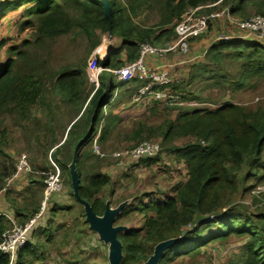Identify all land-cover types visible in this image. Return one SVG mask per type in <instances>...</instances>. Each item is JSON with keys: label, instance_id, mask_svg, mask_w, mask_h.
<instances>
[{"label": "trees", "instance_id": "1", "mask_svg": "<svg viewBox=\"0 0 264 264\" xmlns=\"http://www.w3.org/2000/svg\"><path fill=\"white\" fill-rule=\"evenodd\" d=\"M219 1L3 0L0 3V20L10 11L30 5L24 9L26 20L20 25L19 31L22 34L26 29H32L33 32L31 39L22 40L18 46H10L6 51V61L0 64V148L3 147L7 135V129L3 126L4 116L15 117L20 122L33 120L31 108L41 101L48 114L49 109L56 107L52 102H45L49 97H58L66 105L81 102L78 114H81L79 119H82L84 130L71 146L68 164L55 161L63 173L64 170L68 171L76 144L82 142L75 156L79 197L89 204L96 216L101 217L106 201L99 199L98 195L109 185V177L101 174L102 169L95 173L99 159L94 153L80 151L98 130L97 142L102 145L118 128L121 118L117 113L114 114L113 109L106 110V107L111 109L119 102V99L110 102L116 90L122 94L133 85L132 92H135L146 81L135 78L131 83L120 86L114 81L112 74L103 71L105 74L100 73L97 81L92 80L91 89L82 100L80 93L85 89L86 75L78 70L49 71L39 50L43 43L69 34L74 27L81 30L79 33L91 42L90 48L94 50L99 45V40L93 36L99 31L100 39L109 41L110 48L105 54L107 56L96 60L95 67L119 70L138 59L141 44L149 43L156 47L172 42L175 39L174 22L188 9ZM153 3L157 5V24L144 27L135 23L133 17ZM69 9L74 11L76 18L70 17L67 13ZM213 10L215 9L206 12ZM249 11L264 17V0H234L230 6V13L244 20L249 18ZM203 61L191 65L184 86L173 87L182 102L201 100L186 91L189 87H195V83L201 84L198 79L208 82L201 91L216 87L222 91L231 90L232 93L242 88H251L257 82L264 83L262 43L236 39L214 42L208 47ZM226 61L238 64L236 74L222 76L226 71ZM83 66L87 67L86 64ZM86 71L89 73L88 67ZM47 83L52 85L51 95L46 90ZM184 92L187 93L183 96ZM119 96L118 93V98ZM164 109L178 110L170 106H165ZM152 111L157 110L153 108ZM51 113L54 114L53 111ZM75 123L69 130L68 140L74 136L72 127ZM132 131L131 136L125 135L133 142L153 137L161 138L162 142L187 140L181 147H166L185 167L186 178L177 187L174 197L162 202L139 203L133 210L126 208L121 213L118 219L122 220L136 211L143 216V224L139 229L117 235L122 251L120 264H144L156 246L168 241L174 243L163 251L158 264H173L179 260L180 263H195L204 247L216 242H226L233 237L245 239V242L238 258L227 264H264V210L244 213L235 208L231 201V196L240 189L238 179L243 176V167L247 169L244 181L251 177H255L258 182L264 179V163H260L264 151V107L258 105L255 109L248 110L242 106L223 103L212 111L180 112L174 122L165 120L158 133L143 123H134ZM155 158L136 162L145 161L147 165H154L156 162L151 160ZM4 170L5 167L0 164V181L4 177ZM67 177L70 180L68 173ZM70 195L73 197L72 188ZM82 220L88 231L83 211L78 222ZM10 227L0 217V238ZM27 253L33 251L29 249ZM0 264H9L8 258L2 254Z\"/></svg>", "mask_w": 264, "mask_h": 264}, {"label": "rangeland", "instance_id": "2", "mask_svg": "<svg viewBox=\"0 0 264 264\" xmlns=\"http://www.w3.org/2000/svg\"><path fill=\"white\" fill-rule=\"evenodd\" d=\"M2 1L3 0H0V3ZM233 1L234 0L222 1L216 7L230 11V6ZM29 7V4L23 5L14 11H10L5 15L4 19L2 18L0 20V64H3L6 61L8 57L6 51L11 44L13 46H18L22 40L31 39L33 32L32 29H26V32L22 34L19 31L20 25L26 20L23 15L24 9ZM156 9L157 5L155 3L150 4L149 7H146V9L140 11L137 16L133 17L134 22L144 27L156 25L158 22V12ZM67 13L70 14V17L76 18V14L71 9L67 10ZM247 15L250 19L256 17L264 18L251 11H249ZM215 20H219L218 22L222 23H224L223 21H226L227 24L224 23V27L220 28L221 31L219 28H215L212 25L209 26L208 31H212L216 34L210 41L209 46L214 42L224 41V38H228L242 30L232 21H243L244 19L235 15L231 16L230 13L228 17L222 16ZM174 23H176V21ZM79 32H81V30L74 27L69 34L61 36L54 41L43 43L39 51L41 52L42 60L46 62V68L49 71L60 72L62 70H78L82 71L83 75H86L87 81L85 89L80 93V99L83 100L88 90L91 89L90 86L92 85V80H97L100 73L105 72L106 74H111L109 72L112 69L106 70L105 68L95 67L96 60H100L101 57L103 58L104 55L107 54L108 49L110 48L109 41L106 39H100L98 31L97 35H94L93 38L99 40V45L96 49L92 50L90 48L91 42ZM254 33L259 36V32ZM252 37L256 39L261 38L256 36ZM262 39L264 40V37L261 38V40ZM83 64L87 65L90 74L86 71L87 67L85 66V68ZM225 66L226 71L222 75L223 77L236 74L238 64L226 61ZM113 79L114 81L116 80L115 77ZM186 79H188V77ZM198 80L202 83H195V87H189L186 91L189 94L192 93L193 96L200 97L201 100L187 102L190 104H197L199 107L191 108L177 106L176 108H178V110L165 111L161 104H156L154 109L157 111L153 112L151 108L152 104H149L145 109L143 106L138 107V103L131 106V97L134 93L132 92L133 85H130L125 93L121 94V91H119V102L116 103L113 108L108 109V107H106V110L113 109L114 113L119 114L121 122L118 125V128L112 132L110 135L111 137L104 144L99 145L97 141L95 143L91 141L90 149L97 158L99 156L95 153V147L100 154L105 155L104 158H98L99 161L95 166V173H98L102 169V171H100L102 172L101 174L109 177V185L98 195V198H103L105 201H108L111 209H115L124 204V209L122 211L126 208L133 210V208L139 203L146 204L150 201L162 202L167 198H172L175 196L177 187L180 186L186 178L185 167L176 160L173 153L167 151L166 147H181L187 142V140L176 139L171 142H162L161 138L157 137L143 140L141 142L149 141L160 145L161 153L154 160H151L152 162L156 161V163H159L160 165H153L151 163V167L149 168V166H145V162H140L141 164L139 163V166L137 164L135 166L116 167L115 160L110 157L112 153H124L141 143L140 141H138L139 143L133 142L126 138L125 134H128L129 136L132 135V127L134 123H143L147 128H151L155 133H158L160 128L163 127L165 120L169 119L174 122L180 112L185 113L193 110L212 111L223 103L242 106L248 110H253L258 105L264 107L263 82H257L258 84L251 88H242L232 93L231 90L222 91L220 88L216 87L211 88L209 91H201L204 85L208 82H204L201 79ZM119 85H126V83H119ZM51 87V84H46V90L50 95L52 92V90H50ZM186 93L184 92L183 96L186 95ZM45 102H52L56 107L49 109L47 114L41 101L38 105L31 108V116L34 118L33 120L28 119L27 122H20L17 121V118L15 117L7 115L3 117V126L7 129V135L3 147L0 148V152L2 151V155H0V164L5 167L4 177L0 181V198L7 193L8 196L13 195L17 197V191L19 190H16L15 187L20 188L22 182L25 180V178L21 180L19 177L23 173L16 175L20 158H24L27 163L29 162L33 172L29 173L33 175L27 176L26 179H33L40 182L38 183V193L42 194V186L45 191L46 184H44V181L48 178L49 174L59 173L62 178H59L60 183L61 180H63V189L58 193L51 194V197L58 194L59 196L67 197L69 208L67 215L64 214L63 217H60L62 220H66V223L56 234V238L58 239H56L55 245L51 248H46V243L42 244V252L45 256L47 255L45 261L49 264H55L57 263L56 261H58L59 264H109L108 245L98 242L95 235L87 231V228H85L83 224V220L78 222V218L81 217L83 209L77 204L74 195L73 197L70 195L72 188H70L71 177L69 180L67 173L61 171L55 161V157H53L55 156L53 155L55 153H49L48 151L51 143L58 142L60 140L58 138L64 133L67 125L79 115L78 113L79 108L81 107V102H77L73 105H66L62 103L58 97H49ZM180 102L182 101L180 100ZM121 105L122 108L119 109ZM52 111L54 112L53 115L51 113ZM78 118L74 120V122L77 121ZM81 123L82 119L77 124L75 123L76 125L72 127V132H74ZM71 145L72 139L70 138L62 146L61 151L58 152V158L67 157L68 155L70 157L71 153L69 154V152ZM86 145V149H89V142ZM90 149L88 151H90ZM73 155L74 152L71 161ZM68 159L69 158H65L63 162L61 161L60 163L64 165L68 164ZM125 160L126 158H121L118 162L124 163ZM260 163H264V151ZM42 170L45 171L42 172ZM242 170L243 176L238 179L240 189L238 190V193L231 196L232 205L248 214L264 210V179L263 181L258 182L255 177H251L247 181H244L243 177L246 175L247 169L243 167ZM85 172L86 170L84 169V173ZM258 172L261 173V171ZM15 181L17 182L15 183ZM253 185L254 187H252ZM23 192L24 191L22 190L19 194V198L22 199L21 202L24 200L21 195ZM36 197L38 200L41 198V201H44V197L42 200L40 194H36L35 198ZM51 203H53V201H47L46 209ZM41 205L42 202L37 213L40 212ZM30 208L34 209L36 206L32 205L29 209ZM119 224L125 226V230L139 229L143 224V216L134 211L128 215L125 220H122V222H116V225ZM52 230L55 231L53 228ZM85 240H90V244L87 245L86 250L82 246L83 241ZM244 240L245 239H237L233 237L226 242L209 244L202 249L200 256L197 258V262L186 261L180 263L179 260L173 264H227L229 261L238 258L245 242ZM67 248H69V251L66 253L65 249Z\"/></svg>", "mask_w": 264, "mask_h": 264}, {"label": "built area", "instance_id": "3", "mask_svg": "<svg viewBox=\"0 0 264 264\" xmlns=\"http://www.w3.org/2000/svg\"><path fill=\"white\" fill-rule=\"evenodd\" d=\"M223 0L219 2L197 7L195 9H188L179 20L174 23L175 39L172 42L162 46H152L149 43H143L139 46L138 59L130 64L125 65L119 70H111L109 73L113 74L118 83H125L132 81L135 78H143L146 83L139 87L132 95V104H140L145 99H150L161 106L170 107H199L197 104H190L187 102H180V97L173 91V87L179 84L176 77L168 70V67H149L146 63L147 57L155 59H163L169 55H186L190 50L191 42L205 35L209 26L215 19L222 16H229L230 11L224 8H217ZM209 9H215L206 12ZM204 10V11H203ZM231 16H233L231 14ZM237 27L246 31L247 34L256 37H264V18H248L243 21H232ZM254 32H259V36ZM260 38V39H261ZM196 59V58H194ZM97 81V80H96ZM98 83L96 84V86ZM96 140H94V143ZM161 151L159 144L149 141H144L131 150L124 153H112L110 157L118 161L121 158H126L133 161L147 160L155 158ZM95 153L98 158H104V154H100L95 147ZM121 164L118 163V165ZM23 173H32L29 162L24 158H20L16 175ZM42 174V173H41ZM59 173L49 174L44 181L46 184L44 201L42 202L40 212L29 218L23 224H15L11 228L5 230L0 238V254L6 256L9 264H15L18 253L27 244L30 236L35 228L38 226L42 215L45 213L47 201L51 198V194L58 193L63 189L62 180Z\"/></svg>", "mask_w": 264, "mask_h": 264}, {"label": "crops", "instance_id": "4", "mask_svg": "<svg viewBox=\"0 0 264 264\" xmlns=\"http://www.w3.org/2000/svg\"><path fill=\"white\" fill-rule=\"evenodd\" d=\"M3 19H4V17H3ZM218 21L219 20L213 21L211 23V25L215 28L220 29L221 27L222 28L224 27L223 26L224 23L227 24L226 21H223L224 23L218 22ZM220 31H221V29H220ZM215 35L216 34L214 32L208 31L206 35L194 39L191 42L190 50H189L188 54H186V55H169L163 59H155L153 57H147L146 63L149 67H160V66L168 67V70H170V72L179 81L178 85L184 86L188 80L186 78L189 75L190 66L192 64L204 62L203 60L205 59V54H206V51L209 47L210 41L212 40V38ZM252 36H254V35L247 34L246 31L240 30V31L236 32V34H233V35L229 36L228 38H224V39L225 40L236 39V40H244L247 42L251 41V42H258V43L264 44L263 39H262L263 40L262 41L261 39H256V38H253ZM11 46H12V44H11ZM194 58H196V59H194ZM122 60H124V56H122ZM181 73H184V74H181ZM131 82L132 81H128L125 83L129 84ZM118 93H119V91L116 90L115 94L110 99V102H113L114 100L119 99ZM149 104L150 105L152 104V106H151L152 109L154 107H156V103L150 99H145L143 102H141L137 106L138 107L143 106L145 109ZM130 105L133 106L134 104H130ZM121 108H122V105L119 107V109H121ZM80 115L81 114L77 115V117L74 120H76ZM117 115H119V114H117ZM74 120L69 125H67L64 133L60 136V138H58L60 140L56 143L52 142L48 148L49 153H55L54 154L55 160H57L59 162L63 161L65 158L69 157V155H68L67 157L58 158V152L61 151L62 146L65 144L66 141H68V133H69V130L71 128V127L69 128V126L74 122ZM79 121H80V119L78 121H75L76 124ZM82 123L73 132L74 136L71 138L72 144L77 137L78 138L80 137V133L83 132V130H84ZM91 126L92 125H90V127ZM98 137H99V130L94 133L92 138L89 139V141H88L89 142V149L91 146V141H93V142H94V140L97 141ZM79 143L81 145L82 142L81 141L78 142L76 144V146ZM86 146L82 147L80 152L81 153L89 152V153L93 154L91 149H90V151H88L89 149H86ZM70 151H71V147H70ZM69 154H70V152H69ZM114 162L116 163V167H119V166L128 167V166H133V165L135 166L137 164L139 166L141 163H143L145 161H142L141 163L139 162L140 163L139 164L137 162H134L133 160H125V162H124L125 165L123 162H121V164H119V165H118V163H120V162H118V161H114ZM129 162H131V163H129ZM155 164L160 165L159 163H155ZM145 166H149V168L151 167V165H147V164H145ZM68 168H69V165H68ZM43 171H45V170H42V172ZM64 173L69 174V172L67 170L66 171L64 170ZM31 175H33V174L26 173V174H22L19 176L21 180L23 178H25V180L22 182V185L20 188L15 187L16 190L17 189L19 190V191H17V193H18L17 197L13 196V195L8 196V193H7L0 198V217H3L4 220L7 223H9V226L11 225V227L15 224H23L27 220V218L30 217L32 214H35V213L37 214V212L39 210V206H40L41 202H43V201H41V198H39V200H38L37 197L35 198V196H36V194L37 195L40 194L42 197V200H43V197L45 195L44 188L42 186V194L38 193V183H40V182L37 180H33V179H28V180L26 179L27 176H31ZM35 175H37V174H35ZM18 178H16V179H18ZM16 182L17 181H15V183ZM18 182H20V181H18ZM70 185H71V183H70ZM3 190H2V192H3ZM22 190L24 192L21 195L23 196L24 200L21 202L22 199L19 198V194H20V191H22ZM72 192H73V190H72ZM27 194H28V196H27ZM50 201H53V203H51V205L46 209V211L43 214L38 226L36 227V229L34 230L32 235L30 236V238L26 244L27 246L25 247V249H22L19 252V258L17 256L15 264H49L48 262L45 261V257H47V255L45 256L42 252V244L46 243L45 244V247L47 246L46 248H51L55 245V241H56V239H58V238H56V234L59 232V229L61 227L63 228V226L66 223V220H62V218H60V217H63L64 214L67 215V211L69 208V202L67 201V197H65V196H59V194H58V195L51 197L49 199V202ZM77 204H79V206L82 207L83 213H84L83 205L78 201H77ZM109 204L110 203L108 201H106L105 207L108 206L109 209H111ZM32 205L36 206V208H34V209L30 208L29 209V207ZM111 210H114V209H111ZM122 210L116 216L114 227H119V226L125 227V226L121 225L122 223L119 225H116V222H122V220H125L124 218L122 220L118 219L119 216L121 215V213L123 212ZM84 217H85V215H84ZM52 228L55 229V231H53ZM126 231H129V230H125L123 232H126ZM88 232L94 234L95 237L97 238L98 242H100V243L102 242L99 239L98 235L89 229V226H88ZM62 235H64V234H62ZM86 240L83 241V244H82V246L84 247L85 250L87 249V245L90 244V240L89 241H86ZM64 243H65V241H64ZM29 249H31L33 251V253H27V250H29ZM67 251H69V248L65 249L66 253H67ZM56 254H57V252H56ZM56 262L57 263H55V264H59L58 261H56Z\"/></svg>", "mask_w": 264, "mask_h": 264}, {"label": "water", "instance_id": "5", "mask_svg": "<svg viewBox=\"0 0 264 264\" xmlns=\"http://www.w3.org/2000/svg\"><path fill=\"white\" fill-rule=\"evenodd\" d=\"M105 9H106V15L107 17H109L107 8ZM96 87H98V85ZM79 145L80 143L76 146L74 150V156L68 168L71 177V187L73 190V195L75 199L83 205L85 221L88 224L89 229L98 235L99 239L102 241L103 244L108 245L109 264H120L122 259V251H121V244L117 239V235L125 231V227H121V226L114 227V223L116 216L124 208V204L117 207L114 210H111L109 209L108 206H106L103 215L99 217L92 212V209L88 203L80 199L78 192L79 181L77 179V174L75 169V156L77 154ZM173 243L174 241H168L156 246L152 256H150L148 261L145 262L144 264H158L163 254V251L165 249H169Z\"/></svg>", "mask_w": 264, "mask_h": 264}, {"label": "clouds", "instance_id": "6", "mask_svg": "<svg viewBox=\"0 0 264 264\" xmlns=\"http://www.w3.org/2000/svg\"><path fill=\"white\" fill-rule=\"evenodd\" d=\"M116 81V80H115ZM117 82V81H116ZM118 83V82H117Z\"/></svg>", "mask_w": 264, "mask_h": 264}]
</instances>
